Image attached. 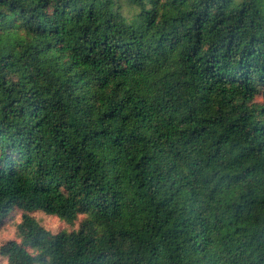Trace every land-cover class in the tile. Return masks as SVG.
Wrapping results in <instances>:
<instances>
[{
    "label": "trees",
    "instance_id": "1",
    "mask_svg": "<svg viewBox=\"0 0 264 264\" xmlns=\"http://www.w3.org/2000/svg\"><path fill=\"white\" fill-rule=\"evenodd\" d=\"M17 209L8 264H264V0H0Z\"/></svg>",
    "mask_w": 264,
    "mask_h": 264
},
{
    "label": "rangeland",
    "instance_id": "2",
    "mask_svg": "<svg viewBox=\"0 0 264 264\" xmlns=\"http://www.w3.org/2000/svg\"><path fill=\"white\" fill-rule=\"evenodd\" d=\"M22 214L23 211L18 209L14 210L0 225V247L6 241L17 238V225L21 221ZM31 214L37 218L47 229L54 233L64 229L71 230L74 227H78L79 223L83 219V216L80 215L76 223L72 225L68 224L64 220H61L57 216L46 214L43 211H34ZM0 264H8L7 259L1 255Z\"/></svg>",
    "mask_w": 264,
    "mask_h": 264
}]
</instances>
